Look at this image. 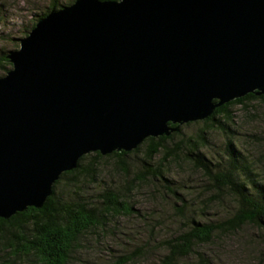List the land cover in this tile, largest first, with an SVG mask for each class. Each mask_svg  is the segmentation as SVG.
<instances>
[{
  "label": "water",
  "instance_id": "water-1",
  "mask_svg": "<svg viewBox=\"0 0 264 264\" xmlns=\"http://www.w3.org/2000/svg\"><path fill=\"white\" fill-rule=\"evenodd\" d=\"M0 77V217L41 208L82 156L264 94V0H76Z\"/></svg>",
  "mask_w": 264,
  "mask_h": 264
},
{
  "label": "trees",
  "instance_id": "trees-1",
  "mask_svg": "<svg viewBox=\"0 0 264 264\" xmlns=\"http://www.w3.org/2000/svg\"><path fill=\"white\" fill-rule=\"evenodd\" d=\"M75 1L47 0L31 9L22 17L28 21L20 24L24 36L51 10ZM11 34L0 33L4 40L0 45V77L12 69V53L24 38L23 34L14 38ZM19 38L20 42L7 46L6 39L17 42ZM261 107L264 94L250 92L217 107L204 120L206 126L195 131L191 125L199 121L171 124L175 129L170 135L147 137L131 151L85 154L77 168L65 171L56 181L43 207L31 206L10 218L0 217V264L29 260H39L40 264L76 263L85 238L105 228L116 231L118 217L135 215L148 236L160 234L163 253L158 264H186L194 253L201 257L203 247L221 244L227 235L248 226L261 230L257 240L264 245V195L250 183L258 181L264 191V137L260 135L264 128L253 125L260 117L264 119ZM239 110L249 116L250 128L238 124ZM236 134L245 140V146L256 144L261 154L259 168L256 159L243 152ZM222 135L225 146L213 149L212 138ZM231 142L241 149L238 158L229 152ZM168 177L170 181L162 190L171 198L170 208L158 203L151 210L142 207L137 194L147 192L149 200L155 199L157 190H161L159 179ZM193 178L202 183L190 186ZM198 206L213 208L214 219L203 220L191 214L190 209ZM158 252L148 241V247L137 245L111 264H140V258ZM258 260V264H264L262 253Z\"/></svg>",
  "mask_w": 264,
  "mask_h": 264
},
{
  "label": "rangeland",
  "instance_id": "rangeland-1",
  "mask_svg": "<svg viewBox=\"0 0 264 264\" xmlns=\"http://www.w3.org/2000/svg\"><path fill=\"white\" fill-rule=\"evenodd\" d=\"M46 3L47 0H0V5L3 7V9L0 11V33H12V38L17 37L20 34H23L24 36V32L20 24L24 21H28V19H22V17H25V15L31 9H35L37 6L44 5ZM14 23L18 24L14 25ZM16 29H18V31ZM12 30L14 31L12 32ZM20 38L17 40V42L13 41L12 39H6L7 46L9 47V45L13 44L14 42H20ZM2 43H4V40L0 35V45ZM261 110L264 111V108L261 107ZM251 113L253 114V112ZM238 115V124L245 128H250L251 124L248 122L249 116H247L246 112L244 110H239ZM204 120L205 119L197 120L199 123H194L191 125V130L195 131L199 127H205L206 123ZM256 122H254L253 125L258 128H264L263 117H260ZM242 131L248 135L250 133L247 129H242ZM260 135L264 137V134ZM236 136L242 144L243 152L247 155L253 156L258 163V161H260L259 156H261V154H258L256 151V144H253L251 149L249 146H245L246 142L243 138H241V136L237 134ZM211 141V147L213 149H220L225 146V139L223 135L215 136ZM259 166L260 162L258 163V168ZM212 167L216 169L215 164H213ZM173 177L180 179L177 175H174ZM159 181V187L161 190H157L155 199L149 200L147 197V192L137 194L138 200L143 203L142 207L146 208L147 210H151L154 203H158L161 206H170L171 198L166 196L162 190L163 184H167L170 179L169 177L165 179L161 178ZM198 183L201 184L202 182L193 178V182L190 184V186L196 185ZM250 183L257 190L260 188L263 189V186L258 181H250ZM192 188H194L193 191H198L195 189V187ZM216 206L218 205L216 204L215 207ZM199 207L202 206L190 209L193 211L190 213L196 215L198 218H202L203 220L214 219L215 210L213 208L208 207L203 209L201 212H198L197 208ZM117 220H119V222ZM115 222L119 225L116 231H114L113 228H105L103 231L99 230V234L97 233L96 235H91L90 237L85 238L86 241L83 245V251L78 255L77 262L73 264H111L117 261L119 256L130 252L132 248L136 247L137 245H140L141 248L148 247V241H150L151 248L153 250H159V252L155 256L149 254L148 257L140 258L139 262L140 264L159 263L160 253H163L161 250L162 244L160 234H155L152 237L151 234L148 236L147 229L141 223L138 215L128 218L118 217ZM109 231H111L109 237H102L103 234H107ZM260 235L261 230L259 228L256 226H248L236 234L227 235L228 238L225 239L221 244L203 247L201 250L202 256L200 257L198 253H194L188 258L186 264H258V259L261 256V253L264 258V245H260L259 243H261V241L257 240L259 239ZM19 264L40 263L39 260H29L26 263Z\"/></svg>",
  "mask_w": 264,
  "mask_h": 264
},
{
  "label": "bare ground",
  "instance_id": "bare-ground-1",
  "mask_svg": "<svg viewBox=\"0 0 264 264\" xmlns=\"http://www.w3.org/2000/svg\"><path fill=\"white\" fill-rule=\"evenodd\" d=\"M139 146V145H138ZM137 146V147H138ZM230 149H229V152H230V154H231V156L232 157H234V158H238L240 155H241V149L233 142H231L230 143ZM135 149V148H134ZM133 150V149H132ZM118 151V150H117ZM122 151H124V150H122ZM131 151V150H130ZM88 154V153H87ZM83 157V156H82ZM203 157H205L206 158V156H203ZM81 159V158H80ZM80 161V160H79ZM75 169V168H74ZM63 174V173H62ZM62 176V175H61ZM61 178V177H60ZM260 191V194H262V195H264V191L260 188L259 189ZM51 196V195H50ZM49 196V197H50ZM205 208H208V206L207 207H205ZM205 208H203V207H199V208H197V211L198 212H201L203 209H205ZM200 250H202V249H200Z\"/></svg>",
  "mask_w": 264,
  "mask_h": 264
},
{
  "label": "clouds",
  "instance_id": "clouds-1",
  "mask_svg": "<svg viewBox=\"0 0 264 264\" xmlns=\"http://www.w3.org/2000/svg\"><path fill=\"white\" fill-rule=\"evenodd\" d=\"M189 123V122H188ZM172 124V123H171ZM184 124V123H183Z\"/></svg>",
  "mask_w": 264,
  "mask_h": 264
}]
</instances>
